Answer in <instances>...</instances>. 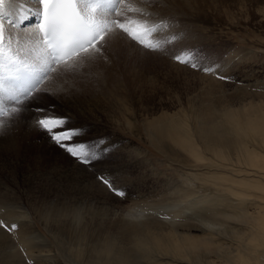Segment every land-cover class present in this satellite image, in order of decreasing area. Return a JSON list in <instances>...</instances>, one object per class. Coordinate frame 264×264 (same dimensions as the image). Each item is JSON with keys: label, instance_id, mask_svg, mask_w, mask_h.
Masks as SVG:
<instances>
[{"label": "bare ground", "instance_id": "bare-ground-1", "mask_svg": "<svg viewBox=\"0 0 264 264\" xmlns=\"http://www.w3.org/2000/svg\"><path fill=\"white\" fill-rule=\"evenodd\" d=\"M34 4L33 9L38 7ZM122 8L118 13H125ZM35 20L37 16H30L26 21L31 24L12 30L32 41L27 42L31 53L43 47L29 38ZM2 58L0 76L7 64L5 60L2 65ZM255 86L254 90L247 86L252 93L248 102L224 103L208 94L197 104L194 98L187 109L142 120L148 144L183 170L178 172L181 183L168 178V189L162 190L158 183L155 191L123 203L74 162H68L69 177H50L58 188L54 198H31L26 204L9 183L2 182L15 196L0 193V218L23 220V225L13 233L17 240L0 228V264H27L19 247L33 264H264V82ZM256 95L263 99L255 101ZM79 106L87 111L83 101ZM125 124L133 135L142 133L136 121L128 119ZM17 137L1 140L0 145L18 141ZM127 146L136 154L128 163L155 170L146 150ZM8 167L17 183L18 166L9 162L4 168ZM32 181L26 178L23 184ZM157 189L162 193L154 194ZM6 207L13 208L5 214ZM34 221L44 226V232Z\"/></svg>", "mask_w": 264, "mask_h": 264}, {"label": "rangeland", "instance_id": "rangeland-1", "mask_svg": "<svg viewBox=\"0 0 264 264\" xmlns=\"http://www.w3.org/2000/svg\"><path fill=\"white\" fill-rule=\"evenodd\" d=\"M122 1L125 3L121 0L117 9L125 7L126 14L119 12L117 15L116 11L98 13L99 18H104L103 22L110 24L106 23V37L97 45H104L100 58L85 62L74 71L56 66L42 86H38L42 90L39 94L33 92L31 96L19 99V103L4 101L3 111L6 114L0 115V121L10 126L0 133V141L11 140L18 135V141L0 145V193L3 196L6 194V198L15 195L10 191L13 189L3 188L5 185L2 182L9 183L22 195L26 204L31 198H54L58 188H54L50 177L58 178V174L69 177L70 172L66 171L68 162L91 172L96 181L97 175H107L125 195L120 197L108 191L123 203H129L132 198L138 200L136 197H141L140 194H149L158 183L162 184L159 185L161 188L164 186L162 190L168 189L170 178L181 183L178 172L183 170L148 144L142 120L163 112L187 109L194 98L196 101L193 102L197 104L199 99L209 97L208 94L221 97L224 103L236 102L238 105L242 102L240 100L248 102L251 99L248 94H252L250 89L254 90L255 84L262 85L264 82V0H127L126 6ZM34 2L36 0H14V6L26 9L31 6L30 9H33ZM174 5L175 11L172 10ZM25 22L15 29L21 30L31 24ZM116 22L156 27V31L146 39L159 47L156 50L143 47L116 27ZM12 37L9 48L14 53L9 48L7 50L6 39L5 56L9 53L31 61L30 56L36 58L42 54L40 47L38 52H30L32 41L27 37H19L16 31L12 32ZM27 54L30 56L27 57ZM185 54L202 57L205 66L219 65L218 73L230 79H217L214 74L194 70L174 59ZM251 85V88L247 87ZM240 86L243 88L236 89ZM254 98L255 101L263 99L257 95ZM80 101H83L87 111L80 108ZM13 108L27 111L16 114L12 112ZM37 108L44 109L49 116L68 117L69 127L82 129L79 141L103 139L106 143L101 146L98 159L88 165L78 163L48 142L39 131L33 130L32 120L37 116ZM128 119L136 121L142 133L136 136L130 133L125 124ZM128 143L146 150V157L153 162L155 170L146 166L139 168L137 162H133L134 165L128 163L136 158ZM105 146L107 152L102 151ZM6 147L9 151H4ZM9 162L18 166L15 175L18 184L9 176V171L13 169L4 168ZM26 178L33 181L25 185L23 181ZM158 190L154 194L162 193ZM11 208H4L3 213L7 214L6 211ZM4 220L0 218L9 227L16 224L18 230L23 225V220ZM35 226L41 230L44 228L40 222H35ZM7 233L12 240H17L14 232ZM18 250L27 264L34 263L22 247Z\"/></svg>", "mask_w": 264, "mask_h": 264}, {"label": "snow or ice", "instance_id": "snow-or-ice-1", "mask_svg": "<svg viewBox=\"0 0 264 264\" xmlns=\"http://www.w3.org/2000/svg\"><path fill=\"white\" fill-rule=\"evenodd\" d=\"M121 0H36L38 7L34 9L14 6V0H0V57L8 64V75L0 76V115L3 111V103L12 100L19 103V95L25 98L33 92L39 94V85L48 77L49 71H55L56 64L63 63L66 71H74L85 62H91L101 53L107 25L98 18V13L107 14L109 9L116 11ZM37 16L38 22L29 38H34L37 43L43 44L41 55L29 61L13 59L4 55L6 39L8 47L11 46L13 28L23 25L30 16ZM7 25V28H6ZM129 22L128 24L116 22V27L127 33L133 40L147 49L156 50L159 45L153 43L150 37L156 31V27H147L144 24ZM78 58V59H77ZM180 64H187L194 70L206 74H214L217 79L227 80L230 77L218 73L219 65L205 66L203 58H196L189 54L174 58ZM72 61V63H68ZM35 99V97H32ZM27 109L13 108L12 112L19 114ZM37 116L32 120L33 130L39 131L47 141L54 144L66 155L77 160L78 163L88 165L98 159L102 145L105 141L96 142L79 141L82 136L80 127H69L68 117H55L46 114L42 108L36 109ZM7 126L0 121V132ZM107 152L105 146L102 149ZM97 181L104 185L113 194L123 197L124 191L115 187L107 175H97ZM16 224L10 227L0 221V228L9 232H15ZM31 264V262H29Z\"/></svg>", "mask_w": 264, "mask_h": 264}]
</instances>
